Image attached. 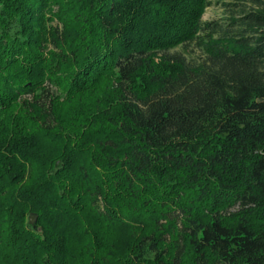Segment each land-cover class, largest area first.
Here are the masks:
<instances>
[{
  "label": "trees",
  "instance_id": "1",
  "mask_svg": "<svg viewBox=\"0 0 264 264\" xmlns=\"http://www.w3.org/2000/svg\"><path fill=\"white\" fill-rule=\"evenodd\" d=\"M211 2L0 0V264H264V0Z\"/></svg>",
  "mask_w": 264,
  "mask_h": 264
},
{
  "label": "rangeland",
  "instance_id": "2",
  "mask_svg": "<svg viewBox=\"0 0 264 264\" xmlns=\"http://www.w3.org/2000/svg\"><path fill=\"white\" fill-rule=\"evenodd\" d=\"M224 1L229 2L231 0H212L211 4L206 8L203 14L204 21H214L217 19H222L226 13V7L224 6ZM172 53L179 52L183 54L190 60L200 59L202 57L201 49L195 45L194 43L187 45V46H180L178 48L172 49ZM35 218L32 224H34L36 220V216L33 215Z\"/></svg>",
  "mask_w": 264,
  "mask_h": 264
},
{
  "label": "water",
  "instance_id": "3",
  "mask_svg": "<svg viewBox=\"0 0 264 264\" xmlns=\"http://www.w3.org/2000/svg\"><path fill=\"white\" fill-rule=\"evenodd\" d=\"M34 218H35L34 216H31V222H33Z\"/></svg>",
  "mask_w": 264,
  "mask_h": 264
}]
</instances>
